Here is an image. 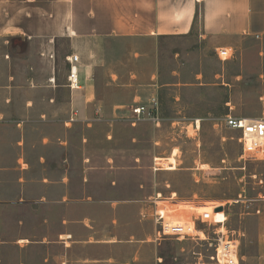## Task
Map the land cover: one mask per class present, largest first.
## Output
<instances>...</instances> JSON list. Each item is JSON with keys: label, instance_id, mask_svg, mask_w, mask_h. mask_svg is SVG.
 I'll use <instances>...</instances> for the list:
<instances>
[{"label": "rangeland", "instance_id": "obj_1", "mask_svg": "<svg viewBox=\"0 0 264 264\" xmlns=\"http://www.w3.org/2000/svg\"><path fill=\"white\" fill-rule=\"evenodd\" d=\"M116 43L109 71L127 74L138 52L135 68L150 74L137 89L118 79L106 87L102 98L114 114L76 123L69 161L62 163L54 147L41 149L38 124L23 149L18 132L0 125V264H215L222 233L199 223L208 240L158 241L155 202L170 207L173 221L224 207V235L238 240L240 264H264V160L241 158L239 131L222 125L228 113L264 117V38H239L222 60L206 39L162 37L154 66L147 62L151 42ZM153 96L159 123L126 120ZM170 157L174 170L167 169ZM175 204L189 207L171 212Z\"/></svg>", "mask_w": 264, "mask_h": 264}, {"label": "crops", "instance_id": "obj_2", "mask_svg": "<svg viewBox=\"0 0 264 264\" xmlns=\"http://www.w3.org/2000/svg\"><path fill=\"white\" fill-rule=\"evenodd\" d=\"M189 35L214 48L234 47L241 37L264 38V0H0V125L18 132L23 149L30 126L38 124L41 149L54 147L62 163L69 161L75 156L70 133L76 123L114 114L115 106L108 112L102 98L106 87L118 79L137 89L149 73L135 68L138 52L130 56L127 74L109 71L113 42L136 48L151 42L147 62L154 66L156 40ZM73 54L79 56L73 63L77 89L68 85Z\"/></svg>", "mask_w": 264, "mask_h": 264}, {"label": "built area", "instance_id": "obj_3", "mask_svg": "<svg viewBox=\"0 0 264 264\" xmlns=\"http://www.w3.org/2000/svg\"><path fill=\"white\" fill-rule=\"evenodd\" d=\"M216 53L222 60L229 59L233 54L232 49L228 47H219L216 49ZM68 60L71 63L68 85L71 89H77L81 85L73 63L78 62L79 56L73 54L68 57ZM159 105L160 103L156 96H153L146 104L137 103L129 110V115L126 120L131 124L140 121L159 123ZM198 122L199 121H196L197 128L199 126ZM222 125L228 129L239 131L240 135L238 140L242 148L241 158L244 160L249 158L264 160V117L247 118L234 116L228 113L222 118ZM155 164H157V160ZM158 168H161V166H156L155 170ZM155 205V209L152 213V220L157 226L155 234L156 240L160 241L165 237L206 240L207 236L205 230L199 228L198 225L199 223L207 224L208 226H212L217 233H222V236L218 238L216 244H214L215 254L211 256L212 261L215 264H240L236 243L238 240L224 235V231H227V217L224 207L221 210L223 211L222 217H219V211L216 210L220 206L216 205L211 207L212 210L210 211H203L201 214L195 215L191 221H173L168 219L170 215L167 211V205L160 207L158 202H155ZM196 206L200 207L203 205H197L196 203ZM144 214L145 213L141 211L140 215L145 216ZM201 234L204 236L202 237Z\"/></svg>", "mask_w": 264, "mask_h": 264}, {"label": "bare ground", "instance_id": "obj_4", "mask_svg": "<svg viewBox=\"0 0 264 264\" xmlns=\"http://www.w3.org/2000/svg\"><path fill=\"white\" fill-rule=\"evenodd\" d=\"M168 160H169V158H168ZM175 160L173 159V157H170V165L169 166H167V169L168 170H174V169H176V166H175V162H174ZM175 205H177V204H175ZM170 206V205H169ZM189 206H186V205H184V204H178L177 205V209L175 208V209H171V212H175L176 213V211L178 212V211H180L181 209H183V208H188ZM170 208V207H169ZM168 208V209H169ZM209 208H211V207H209ZM184 210V209H183ZM209 210H212V208L211 209H209ZM222 212L223 211H219V217H222Z\"/></svg>", "mask_w": 264, "mask_h": 264}, {"label": "water", "instance_id": "obj_5", "mask_svg": "<svg viewBox=\"0 0 264 264\" xmlns=\"http://www.w3.org/2000/svg\"><path fill=\"white\" fill-rule=\"evenodd\" d=\"M222 209H223L222 207H218L216 210L221 211Z\"/></svg>", "mask_w": 264, "mask_h": 264}]
</instances>
